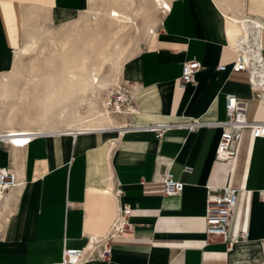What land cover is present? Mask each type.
Wrapping results in <instances>:
<instances>
[{
  "label": "crops",
  "instance_id": "crops-1",
  "mask_svg": "<svg viewBox=\"0 0 264 264\" xmlns=\"http://www.w3.org/2000/svg\"><path fill=\"white\" fill-rule=\"evenodd\" d=\"M168 1L146 46L122 67L137 112L111 115L114 126L224 120L228 93L249 99L248 118L264 121V101L250 85L253 71L264 77V0ZM85 2L0 0V132L39 128L33 74L14 71L17 54L44 21L80 12ZM246 45H257L263 62ZM238 48L247 70H232ZM194 59L196 82L182 87L183 63ZM107 127L49 130L25 146L0 142V167L23 181L0 196V264H63L64 248L105 236L122 204L132 208L133 233L113 238L109 259L83 264H264V136L244 129L235 158L223 162L215 158L220 128L157 136ZM166 170L185 183L182 193H164ZM119 185L120 200L108 192ZM208 186L239 189L229 234L247 237L232 249L206 234Z\"/></svg>",
  "mask_w": 264,
  "mask_h": 264
},
{
  "label": "built area",
  "instance_id": "built-area-1",
  "mask_svg": "<svg viewBox=\"0 0 264 264\" xmlns=\"http://www.w3.org/2000/svg\"><path fill=\"white\" fill-rule=\"evenodd\" d=\"M250 51H256L258 61L261 63L259 47L246 45ZM239 56L232 64L233 71L247 70L249 60L238 48ZM243 50V49H242ZM226 65H220L219 70H225ZM201 68V62L198 60H188L183 63L180 85L186 87L196 82V74ZM260 70L252 72L250 85L253 94L262 98L264 101V77H260ZM135 87L121 82L110 90L104 99L106 108L114 116H127L137 112L134 97ZM249 99L242 98L233 93L226 95V118L224 120H214L203 122L198 118L180 122H171L163 124H133L125 123L123 126H114L109 129H121L122 133L131 131H150L156 132L157 136H162L164 132L172 129H185L189 132L195 131L200 125H207L213 128H220L221 135L216 148V160L228 162L235 158L237 148L244 129H252L255 137L264 136V121L251 120L247 116V103ZM68 132V131H62ZM72 134H79L80 130L69 131ZM7 132H0V142L9 144ZM52 132H33L29 138L31 141L40 136H49ZM164 193L166 195H176L183 192L185 183L176 179L170 170H166L163 177ZM23 181L18 177L14 169L10 166L0 167V189L7 191L20 186ZM208 195L206 200L205 218L206 234L211 238H220L232 249L234 245L247 237V234L239 233L237 235L229 234L230 223L237 206L239 189L231 186L213 187L208 186ZM113 192L114 196L120 200L123 195V188L119 185L108 192ZM264 201V192L262 194ZM132 208L128 204H122L118 215L113 222L109 232L102 237H93L84 248H64L63 264H83L90 259H109L112 252V240L119 236H129L134 231V226L130 221Z\"/></svg>",
  "mask_w": 264,
  "mask_h": 264
},
{
  "label": "rangeland",
  "instance_id": "rangeland-1",
  "mask_svg": "<svg viewBox=\"0 0 264 264\" xmlns=\"http://www.w3.org/2000/svg\"><path fill=\"white\" fill-rule=\"evenodd\" d=\"M111 6H116L120 11L130 14L134 23L130 27L119 31L117 28L118 23L115 22L114 24V21L112 22L107 15L109 8H112ZM164 10V8L156 9L154 0H86L84 8L80 12L71 16H66L65 18H57L55 23H48L46 20L41 24L38 31L31 33L28 38L29 41L32 36L35 38L37 37V43L27 55L19 56L18 52V66L16 65V71H14L24 72V74H26L24 76H27L28 78L32 77L31 74L36 75L35 77L33 75V78L38 81L35 80L36 82H34L33 80H30L29 83L31 82L34 85L33 94L37 99L36 101H38V99L47 92H51L46 84L48 78L47 73L54 74L53 81L63 83L65 82V78L67 79L68 71L72 69L74 72H79L74 65H72V67L67 65L68 60L66 61L65 59L64 61V57L70 58L72 56L68 55V53L71 52V54H74V59L70 58L71 61L75 60V56L79 58V54L77 55V53H82L83 51L88 54L90 59L87 61L89 62H95L96 60L98 62L97 57L104 55L107 59H105L104 66H102L99 74L100 81L103 82L104 87L99 88L98 91H96V94H88V101L93 102V106L91 104L93 107L92 109L90 103L86 104L87 102L81 108L82 114H86L89 109L90 111H94L93 113L98 111L99 114L101 112L102 115V104L104 105L106 94L112 90L115 85H119L123 82L122 79L120 82V77L124 63L128 58H133L146 46V43L153 35L154 30H156L159 21L164 16V13H162ZM151 25L154 29L149 31ZM66 38L70 40L68 41ZM64 43L66 47L64 46ZM81 46L83 48L85 47L84 50ZM67 47L70 48L69 51L71 48L73 50L69 52L67 51ZM66 53L68 57L65 56ZM33 67L36 68L33 69L35 72L32 70ZM30 72L31 74H29ZM36 72L37 74H40L37 75ZM43 78H45V80ZM21 83H26V79L21 81ZM37 92L39 97L36 96ZM76 95L81 98L82 94L77 91ZM40 102L41 99L38 101V107L35 108L36 111L34 112V116L42 107ZM67 128L71 127L62 126L57 129L61 130Z\"/></svg>",
  "mask_w": 264,
  "mask_h": 264
},
{
  "label": "bare ground",
  "instance_id": "bare-ground-1",
  "mask_svg": "<svg viewBox=\"0 0 264 264\" xmlns=\"http://www.w3.org/2000/svg\"><path fill=\"white\" fill-rule=\"evenodd\" d=\"M154 3L156 6V9L157 8H159V9L160 8H164V9L170 8V3L168 0H154ZM107 15H108V17H110L112 22L114 21L113 22L114 24H115V22L118 23L117 28L119 31H122V29H126L127 27H130L134 23V20L130 16V14L120 11L119 8H117L116 6L109 8ZM239 20L240 19H238L237 21H239ZM233 22L236 23V21H233ZM239 22H242V21H239ZM243 22H244V20H243ZM243 25H245V23H243ZM152 29H154V28H152V25H151L149 28V31H151ZM67 36H68V34H67ZM247 36H248V34H247ZM36 38L32 36L30 41L28 39L24 43V46L22 47V49L19 51L18 55L24 56V55L29 54V52H31V50L33 49L34 45H36V43H37ZM66 39H68V38H66ZM244 39H245V37L243 38V40ZM69 40L70 39H68V41ZM71 43H72V41H71ZM64 46H65V43H64ZM69 47H67V49H68L67 51H69V49H70ZM81 47H79V48H81ZM36 48H38V47H36ZM72 48H74V47H72ZM72 48H71V50H73ZM84 48H83V50H84ZM81 49H80V51H81ZM67 53L65 54V56H67ZM73 53H75V52H73ZM80 53H77V55L79 54V58L75 56L74 61L70 60V58H73V55H74V54H71V52L68 53V55H70V56L72 55L70 58L67 56L68 58L64 57L63 59H64V61H65V59H66V61L68 60L67 65H69V67H72V65H74L77 68V71H79L81 73L74 72L71 69L70 71L67 72V79L65 78V82H63V83H58L57 81H53L54 80V74L47 73L48 78H47L46 84L48 85V87L50 89L49 91H51V92H47L45 95H43L41 98H39V99H41L40 104L42 105V107H41L42 109L40 108V111L38 114L40 126L35 131H39V132H44V131H49V130L52 131V130H56L57 128L62 127V126H67V127H71V128H78L76 130L84 131V130H89V129H84V128H91V127L95 128L96 126H104V125H108L110 127H107V128H111L114 126V124L118 123L111 117V115L112 116H114V115L109 112L108 108H106V106H105V103H104V105L102 104V111H103L102 115H101V112L99 114H98V111L96 113H93L94 111H92V110L90 111L89 109L87 110L86 114H82L81 108H82V106L85 105L86 102H87L86 104L90 103V106H91V104L93 106V102L88 101V99H89V98H87L88 94L89 93H91V94L95 93L96 94V91H98L99 88L104 87L103 82L100 81L99 74L101 72L102 66H104L105 59H107V57H105L104 55H101L102 54L101 53L100 54L101 56L97 57L98 62H97V60L95 62H89V61H87L88 59H90L88 54L84 53V51L81 54ZM17 66H18V64H17ZM33 69H36V68L33 67L32 70ZM33 72H35V71L33 70ZM36 74H37V72H36ZM39 74H37V75H39ZM35 76L36 75H34V77ZM43 79L45 80V78H43ZM35 80H37V79H33L34 82H36ZM39 89H40V87H39ZM43 89H45V88H43ZM77 91L82 94L81 98H79L78 95H76ZM38 97H39V95H38ZM39 99H38V101H39ZM92 106H91V109L93 108ZM104 115H106V116H104ZM35 131H32V129H30V128L29 129H19V130L13 129L12 131L7 132L8 133L7 139H9L10 142H14V143L17 142V144H19L21 146H25L30 142L29 138L32 136L33 132H35ZM3 193H4V191H2L0 189V196Z\"/></svg>",
  "mask_w": 264,
  "mask_h": 264
}]
</instances>
